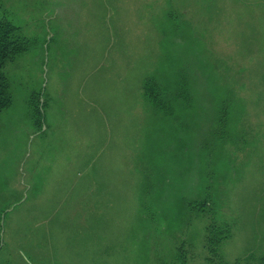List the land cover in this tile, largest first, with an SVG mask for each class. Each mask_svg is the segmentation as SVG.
Listing matches in <instances>:
<instances>
[{
  "label": "rangeland",
  "instance_id": "rangeland-1",
  "mask_svg": "<svg viewBox=\"0 0 264 264\" xmlns=\"http://www.w3.org/2000/svg\"><path fill=\"white\" fill-rule=\"evenodd\" d=\"M0 3L32 41L4 68L13 102L0 113V264H162L180 241L189 264H212V217L232 228L223 262L255 264L264 253V0ZM172 6L187 13L178 34ZM188 55L203 104L238 92L228 139L211 134L212 107L169 115L142 96L147 76L173 86ZM32 92L46 102L39 130ZM203 198L211 209L188 208Z\"/></svg>",
  "mask_w": 264,
  "mask_h": 264
},
{
  "label": "trees",
  "instance_id": "trees-1",
  "mask_svg": "<svg viewBox=\"0 0 264 264\" xmlns=\"http://www.w3.org/2000/svg\"><path fill=\"white\" fill-rule=\"evenodd\" d=\"M187 13L182 9L172 6L168 9L167 17L172 28L170 31L178 34L181 30V18L185 19ZM32 41L19 34L18 27L3 14L0 3V113L8 108L13 102V94L10 81L4 72V68L8 63L14 62L22 53L26 52L31 47ZM189 62L185 63L183 68L178 72L177 78L173 86L162 85L155 77L147 76L142 81V96L152 109L162 111L172 115L176 106H181L185 110L194 109L196 107L207 108L208 104H203L204 94L201 93L197 70L198 67L193 62V57L188 55ZM187 62V61H186ZM197 84L198 89L194 88L193 84ZM40 93L32 92L27 97V112L28 116L35 129H41L44 118V107L46 102H40ZM238 92L234 94L222 93L216 97L215 102H212L210 107L214 110L213 125L210 126L211 134L220 137L222 140L229 138L228 125L232 112L237 109L240 103ZM144 213L149 211V207H145V201L142 200ZM147 204V203H146ZM188 208L194 212H205L211 209V204H208V198L202 200L191 199L187 201ZM156 210V209H155ZM157 212V211H156ZM147 215V213H146ZM232 234L230 223L226 221H217L212 217V220L204 228V246L207 249L206 260L212 264H243L249 259H236L233 262H223L219 249L221 243L229 238ZM186 242L180 241L174 251L171 260L162 264H189L188 250ZM255 264H264V253L255 258Z\"/></svg>",
  "mask_w": 264,
  "mask_h": 264
}]
</instances>
